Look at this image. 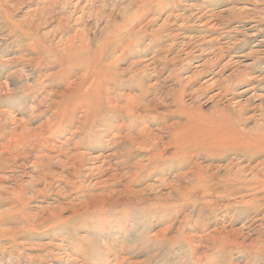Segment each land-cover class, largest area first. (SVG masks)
I'll use <instances>...</instances> for the list:
<instances>
[{
  "label": "rangeland",
  "instance_id": "374dc122",
  "mask_svg": "<svg viewBox=\"0 0 264 264\" xmlns=\"http://www.w3.org/2000/svg\"><path fill=\"white\" fill-rule=\"evenodd\" d=\"M0 264H264V0H0Z\"/></svg>",
  "mask_w": 264,
  "mask_h": 264
}]
</instances>
